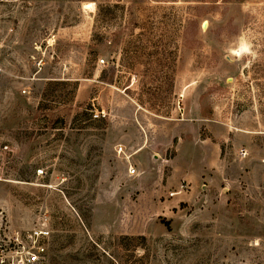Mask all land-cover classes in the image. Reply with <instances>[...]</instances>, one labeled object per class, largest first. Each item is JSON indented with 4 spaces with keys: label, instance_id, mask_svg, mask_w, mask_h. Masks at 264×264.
<instances>
[{
    "label": "rangeland",
    "instance_id": "1",
    "mask_svg": "<svg viewBox=\"0 0 264 264\" xmlns=\"http://www.w3.org/2000/svg\"><path fill=\"white\" fill-rule=\"evenodd\" d=\"M45 217L49 264H264V0H0V252Z\"/></svg>",
    "mask_w": 264,
    "mask_h": 264
},
{
    "label": "built area",
    "instance_id": "2",
    "mask_svg": "<svg viewBox=\"0 0 264 264\" xmlns=\"http://www.w3.org/2000/svg\"><path fill=\"white\" fill-rule=\"evenodd\" d=\"M104 60L101 58L102 62ZM135 170L132 166L131 173ZM51 237L52 228L46 217L29 228L16 230L0 252V264H49Z\"/></svg>",
    "mask_w": 264,
    "mask_h": 264
}]
</instances>
